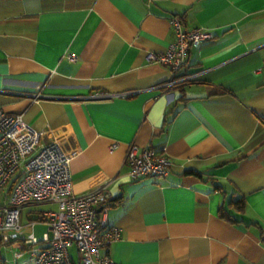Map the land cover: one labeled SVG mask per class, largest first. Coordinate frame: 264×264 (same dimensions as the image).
Returning <instances> with one entry per match:
<instances>
[{"label":"crops","instance_id":"crops-1","mask_svg":"<svg viewBox=\"0 0 264 264\" xmlns=\"http://www.w3.org/2000/svg\"><path fill=\"white\" fill-rule=\"evenodd\" d=\"M173 16L216 37L168 87L148 54ZM263 64L264 0H0V107L70 155L75 194L107 184L119 264H264ZM132 143L166 148L170 175L133 180Z\"/></svg>","mask_w":264,"mask_h":264},{"label":"built area","instance_id":"built-area-1","mask_svg":"<svg viewBox=\"0 0 264 264\" xmlns=\"http://www.w3.org/2000/svg\"><path fill=\"white\" fill-rule=\"evenodd\" d=\"M170 23L174 40L164 52H150L148 59L172 71L168 87L184 86L196 76L188 70L190 48L213 40L216 33L203 27L187 28L179 16H173ZM261 69L264 71V64ZM125 162L133 180H163L172 169L166 148L158 150L135 143L130 144ZM70 163V155L58 143L40 145V132L22 114L0 107V191L7 188L0 204V248L12 252L14 264L24 256L33 264H76L70 252L72 246L78 250L79 264H119L103 253L120 236V229L109 223L112 200L107 184L75 194ZM36 204L57 208L34 210L28 214L27 224H22L24 209ZM38 223L47 227L41 237L35 231ZM6 262L0 255V264Z\"/></svg>","mask_w":264,"mask_h":264},{"label":"rangeland","instance_id":"rangeland-1","mask_svg":"<svg viewBox=\"0 0 264 264\" xmlns=\"http://www.w3.org/2000/svg\"><path fill=\"white\" fill-rule=\"evenodd\" d=\"M6 194H7V188L0 191V204L4 202ZM28 208H30V209H28V211H26V209H25L24 215L27 213H31L34 210L40 211V210L56 209L57 206L56 205H49V204H41V205L38 204V205H33L31 207H28ZM31 230H32V228L27 229V231H31ZM8 252H10V251H8Z\"/></svg>","mask_w":264,"mask_h":264}]
</instances>
